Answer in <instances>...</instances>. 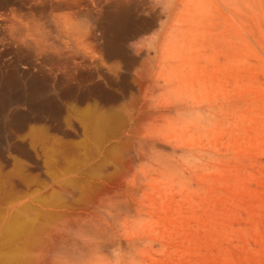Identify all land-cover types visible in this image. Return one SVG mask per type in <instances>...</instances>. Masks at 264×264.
Listing matches in <instances>:
<instances>
[{
  "label": "rangeland",
  "instance_id": "374dc122",
  "mask_svg": "<svg viewBox=\"0 0 264 264\" xmlns=\"http://www.w3.org/2000/svg\"><path fill=\"white\" fill-rule=\"evenodd\" d=\"M229 18L205 28L161 15L128 42L135 72L104 86L111 102L85 101L124 120V157L96 179L101 202L76 203L78 189L47 170L52 149L57 170L80 154L73 113L91 85L75 79L65 99L49 84L54 112L21 104L38 115L23 125L15 106L0 114V203L34 186L66 200L33 264H264V0H240Z\"/></svg>",
  "mask_w": 264,
  "mask_h": 264
},
{
  "label": "bare ground",
  "instance_id": "6f19581e",
  "mask_svg": "<svg viewBox=\"0 0 264 264\" xmlns=\"http://www.w3.org/2000/svg\"><path fill=\"white\" fill-rule=\"evenodd\" d=\"M239 4L240 0H0V114L15 106V120L22 125L38 115L25 114L21 104L29 111L50 114L55 101L43 97L49 84L55 89L62 84L61 95L73 99L75 79L92 86L86 94L81 90L77 102L92 97L107 105L112 95L104 86L126 82L134 70L137 55L128 42L145 38L161 15L174 23L206 28L216 22L227 27L231 9ZM195 9L198 18L192 14ZM95 33L99 44L92 39ZM134 85L125 84L124 89ZM73 114L81 133L76 141L80 154L66 155L57 170L52 149L48 175H60L65 186L77 188L76 203L94 204L109 191L96 179L113 174L105 173L103 164L124 157L127 143L119 138L124 120L118 112L97 109L95 102L76 107ZM65 203L59 191H42L38 186L7 195L0 203V264H33L32 252L42 232Z\"/></svg>",
  "mask_w": 264,
  "mask_h": 264
}]
</instances>
